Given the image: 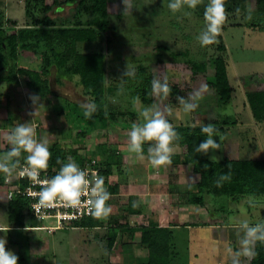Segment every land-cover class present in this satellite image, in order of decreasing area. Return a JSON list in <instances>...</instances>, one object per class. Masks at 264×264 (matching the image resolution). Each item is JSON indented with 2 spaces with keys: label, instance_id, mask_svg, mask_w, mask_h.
<instances>
[{
  "label": "rangeland",
  "instance_id": "obj_1",
  "mask_svg": "<svg viewBox=\"0 0 264 264\" xmlns=\"http://www.w3.org/2000/svg\"><path fill=\"white\" fill-rule=\"evenodd\" d=\"M29 1L0 0V26L6 31L31 26V17L26 11ZM207 2L201 0L194 10L182 9L173 13L167 7L168 0H132V10L126 11L123 0H108L110 27L106 36L109 43L102 37L95 42L78 43L77 50L104 53L105 111L133 110L139 114L143 106L157 104L171 109L166 116L172 123H212L219 128L214 139L221 148L210 150V159L213 155L218 159L224 156L264 158V121L252 116L246 97L247 92L264 88V13L255 10V0H224L226 18L221 33L213 44L201 46L197 36L205 26ZM77 10L78 4L74 1L53 5L49 11L36 14L42 19L47 15L54 26L67 27L74 24ZM185 11L191 15L186 16ZM81 15L82 20L91 18L86 13ZM223 45L224 52L220 51ZM221 52L226 58L227 75L232 86V97L226 104L218 101L206 84V74L210 72L195 74L187 63ZM2 53L10 67L38 68L42 61L40 55L24 51L13 61L6 47ZM127 66L135 74L124 78ZM154 76L167 77L176 94H169L166 98L151 95L149 85ZM47 77L50 93L44 97L37 94L41 98L39 105L32 104L29 96L35 93L29 91L23 82L0 85V136L10 132L18 123L30 122L36 138H47L49 147L55 145L62 150L66 161L72 158L79 162L93 155L107 158L113 167L108 190L111 198L107 203L113 211L107 218H100L102 225L97 228L48 231L8 228L5 205H2L0 237L7 239L6 249L18 255V264H118L127 255V146L130 132L118 125L103 127L96 120L83 116L80 107L92 100L85 93L78 75L52 64ZM204 85L207 87L203 88ZM201 89L198 107L185 113L177 96H188ZM150 97L154 99L151 104L147 101ZM5 154L6 149L0 148V157ZM26 155L22 153V162ZM2 177L0 173V185L3 184ZM206 196L215 209L219 206L226 209L228 221L218 227L193 226L189 236L195 241L189 245V260L187 258L184 264H231L226 250L228 243L232 249L238 247L239 228H230L227 233V227L239 219L264 220V194L244 195L236 201L221 194ZM27 216L31 217L33 225L53 224L49 219ZM224 227L227 230L223 231ZM110 229L117 231L111 248L108 247ZM137 252L141 257L145 255L141 250Z\"/></svg>",
  "mask_w": 264,
  "mask_h": 264
},
{
  "label": "trees",
  "instance_id": "obj_2",
  "mask_svg": "<svg viewBox=\"0 0 264 264\" xmlns=\"http://www.w3.org/2000/svg\"><path fill=\"white\" fill-rule=\"evenodd\" d=\"M74 1H77L78 10L72 26H54L47 15L42 19L36 14V12L45 13L49 11L53 5L61 6ZM26 6V11L28 10L31 17V26L12 31H6L4 27L0 26V85L7 86L23 82L29 91L44 97L50 93L47 76L49 67L54 64L57 68H62L72 75H78L80 83L85 88V93L96 104V111L91 116H86L85 107H80L84 117L96 120L103 127H108L109 124L111 126L118 125L130 132L134 123L141 122L136 111L107 112L104 108L107 90L104 53L102 51L80 52L77 50L78 43L95 42L102 37L107 44L109 43L106 36L110 27L108 0H52L51 3H47L45 0H30ZM255 6L256 11L264 13V0H255ZM83 13L89 14L91 18L82 20L81 14ZM4 47L7 48L9 58L13 61L19 53L24 51L40 55L41 64L38 68L10 67L7 65L8 63H5L2 53ZM220 47V51L224 52V45ZM222 52L208 55L200 60H189L187 63L195 74L210 72V74H206V84L213 90L217 100L226 104L232 97V86L227 75L226 58ZM149 93H151V85H149ZM175 94L176 89L171 88L170 95L174 96ZM246 97L252 116L258 121H264V88L249 91ZM147 101L151 104L154 99L150 97ZM203 124L207 123L173 124L178 133V139L174 144L182 145L185 149L182 155L183 163L189 164L191 171L199 175V181L195 183V187L200 192L206 191L226 195L234 200L245 197L244 195L259 196L264 194V158L233 159L224 157L221 160L213 161L209 158V153L205 155L194 151L195 146L206 138L200 131ZM214 127L219 130L218 127ZM50 151L52 156L49 160V170L60 168L57 160L67 162L64 160L63 151L57 146L50 147ZM176 158L179 161V157ZM101 164L103 173L106 176L112 175L113 167L107 162V158ZM223 173H229L231 179L223 182L221 187H217L216 181ZM1 182H3V177ZM106 189L109 190V186ZM190 200L193 203L203 205L201 195H194ZM28 203L29 200L21 195H16L7 200L6 226L8 228L24 229L37 226L33 225L31 217L27 216ZM210 219L212 224L225 223L227 211L223 209L222 212L210 215ZM100 225H102L100 219L94 216L81 223L82 227ZM116 235V229L108 231L109 248L113 246ZM171 241L172 235L167 228L150 224L149 227L140 231V244L148 252L147 262H139L127 250V255L118 264H171V254L173 253ZM255 251L257 254L252 259L251 264H264V243L258 242Z\"/></svg>",
  "mask_w": 264,
  "mask_h": 264
},
{
  "label": "clouds",
  "instance_id": "obj_3",
  "mask_svg": "<svg viewBox=\"0 0 264 264\" xmlns=\"http://www.w3.org/2000/svg\"><path fill=\"white\" fill-rule=\"evenodd\" d=\"M132 0H123L126 10H132ZM201 0H168V9L176 13L182 9H196ZM186 16L191 12L185 11ZM226 12L224 0H208L204 10L205 26L197 36L201 46H208L216 42L221 33L222 24L225 21ZM134 71L127 66L123 77L134 76ZM207 86L204 85L203 88ZM202 90L188 96H177V101L185 113L193 112L197 107V100L202 95ZM171 87L167 77L154 76L151 81V95L167 97ZM33 105L40 104L37 94L29 96ZM138 99V98H137ZM96 111V104L89 102L85 105V115L91 116ZM171 109L161 108L157 104L143 106L140 109V123H134L129 133V151L144 158V145L147 147V159L153 167L170 165L174 150V143L178 139V133L174 125L169 121L166 113ZM206 136L195 146L196 153L207 155L210 150L221 148L217 137L218 129L212 123L203 124L200 128ZM50 142L47 138L38 140L35 129L30 122H21L15 125L10 132L0 136V148L6 149V154L0 157V173L6 180L14 176L27 177L34 185H39V191L32 193L38 197V206L43 209L53 208L57 205L64 208H79L86 204L89 212L96 218H107L113 211L107 202L111 193L105 187V178L95 171L82 168L74 159L68 158L67 162H61L59 170L51 177L41 179L42 170H47L52 156ZM22 153H27L20 159ZM213 161L218 158L213 155ZM229 173H223L216 181L217 187L223 182L229 181ZM86 198V199H82ZM251 203V201H249ZM133 206H138L134 202ZM211 207V204H209ZM239 232L238 247L229 249L232 253L231 264H251L256 256L255 246L264 243V220L254 222L251 219H239L237 221ZM2 231V229H0ZM7 239L0 237V264H18V255L10 249H6Z\"/></svg>",
  "mask_w": 264,
  "mask_h": 264
},
{
  "label": "crops",
  "instance_id": "obj_4",
  "mask_svg": "<svg viewBox=\"0 0 264 264\" xmlns=\"http://www.w3.org/2000/svg\"><path fill=\"white\" fill-rule=\"evenodd\" d=\"M147 147L144 146V158L141 159L137 154L130 152L127 146L129 151L127 152V250L139 262H147L148 252L140 244V231L153 224L167 228L171 232L173 251L171 264H184L190 254L189 245L195 241L189 236L193 226H224V222L212 224L210 215L222 212L223 209L226 211V209L223 206L215 209L207 200L206 195L219 194L200 192L195 187V183L199 181V175L191 171L189 164L183 163L182 155L185 149L182 145L174 144L172 163L158 168L153 167L148 161ZM218 160L221 159L216 161ZM194 195L203 197V205L191 202L190 199ZM7 200L6 189L4 184H1L0 206L5 205L6 209ZM231 200L234 201L232 198ZM134 202H138V206L134 207ZM229 225L228 230L224 227L223 231L227 230L228 233L229 230L238 228L235 222ZM97 227L99 226L92 228ZM137 233H139L138 237H136ZM228 244L226 251L231 259L229 251L231 245ZM138 250L145 255L139 256Z\"/></svg>",
  "mask_w": 264,
  "mask_h": 264
},
{
  "label": "built area",
  "instance_id": "obj_5",
  "mask_svg": "<svg viewBox=\"0 0 264 264\" xmlns=\"http://www.w3.org/2000/svg\"><path fill=\"white\" fill-rule=\"evenodd\" d=\"M105 158L102 156H88L83 162L78 163L82 168H87L89 171H95L99 175L105 178V187L109 186L110 175L106 176L102 171V161ZM59 168H53L52 170H42L41 179L45 177H51ZM3 184L6 186V196L10 199L16 195L24 196L29 200L27 214L31 215L39 220L49 219L53 222L49 226H35L30 228L46 229L52 231L61 228H81V223L89 217H92L86 204H82L79 208H64L57 205L53 208L43 209L38 206V197L32 193L38 192L40 186L34 185L27 177L14 176L10 180L5 179L3 174ZM86 199V198H82Z\"/></svg>",
  "mask_w": 264,
  "mask_h": 264
}]
</instances>
